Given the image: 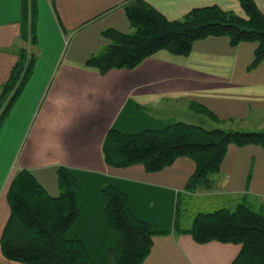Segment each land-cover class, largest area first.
I'll return each mask as SVG.
<instances>
[{
	"label": "crops",
	"instance_id": "obj_1",
	"mask_svg": "<svg viewBox=\"0 0 264 264\" xmlns=\"http://www.w3.org/2000/svg\"><path fill=\"white\" fill-rule=\"evenodd\" d=\"M126 1L37 0L30 45L36 61L0 125V235L10 213L6 192L13 175L26 169L57 196L56 171L64 166L81 196L79 216L67 236L80 239L95 264H110L108 250L118 242L106 221L104 184L126 192L133 213L157 232L143 264H231L240 244L197 243L177 229L188 228L198 212L239 203L264 212V146L228 144L211 185L194 192L185 190L195 170L186 156L147 172L141 164L108 165L102 149L111 128L137 133L185 122L194 113L191 102L221 120L204 116L210 121L207 128L264 131V58L250 68L256 42L231 46L227 37L209 36L194 41L187 56L159 50L133 69L101 74L86 60L108 44L103 30H131L122 6ZM253 1L264 16V0ZM145 2L170 20L210 5L245 16L237 0ZM20 18L21 0H0V87L9 80L20 50L28 47L21 39ZM0 264L24 263L6 259L0 250Z\"/></svg>",
	"mask_w": 264,
	"mask_h": 264
},
{
	"label": "trees",
	"instance_id": "obj_2",
	"mask_svg": "<svg viewBox=\"0 0 264 264\" xmlns=\"http://www.w3.org/2000/svg\"><path fill=\"white\" fill-rule=\"evenodd\" d=\"M237 1L244 17L210 5L193 8L181 18L170 20L145 0H127L122 6L131 30L127 33L113 28L103 30L108 44L91 54L86 65L101 74L111 69H133L159 50L187 56L194 41L224 36L231 46L257 43L249 66L253 68L264 58V16L253 0ZM36 10L37 0H21L20 35L29 45L20 50L9 80L0 87V125L36 61L30 49L35 40ZM190 108L214 123L221 122L202 105L191 102ZM230 143L264 146V131L205 128L183 121L137 133L111 128L102 150L110 166L141 164L147 172L162 170L177 157L186 156L194 162L195 170L185 190L194 192L198 186L211 185ZM56 174L57 196L49 195L26 169L18 170L11 178L6 192L10 213L0 235V250L6 259L24 264H95L83 242L67 236L81 209L76 180L64 166H59ZM101 195L107 225L118 234L116 247L108 250L110 264H143L151 250L152 236L157 232L133 213L123 190L104 184ZM177 231L190 234L197 243L217 240L240 244L231 264H264V212L249 204L198 212L188 228Z\"/></svg>",
	"mask_w": 264,
	"mask_h": 264
},
{
	"label": "rangeland",
	"instance_id": "obj_3",
	"mask_svg": "<svg viewBox=\"0 0 264 264\" xmlns=\"http://www.w3.org/2000/svg\"><path fill=\"white\" fill-rule=\"evenodd\" d=\"M27 45H29V41L27 42ZM184 120L185 122L202 125L205 128L210 126V121L207 118H205L202 115H196L195 113L190 114L189 118L185 117ZM180 205L182 208V205H184V200H181ZM190 210L192 211L193 209H190Z\"/></svg>",
	"mask_w": 264,
	"mask_h": 264
}]
</instances>
